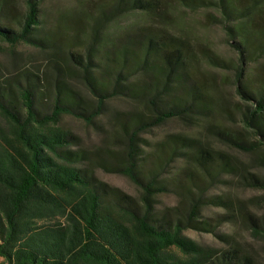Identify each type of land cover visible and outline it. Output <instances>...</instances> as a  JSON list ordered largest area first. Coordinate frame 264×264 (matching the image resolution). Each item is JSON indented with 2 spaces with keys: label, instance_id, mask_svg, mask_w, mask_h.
Masks as SVG:
<instances>
[{
  "label": "trees",
  "instance_id": "16d2710c",
  "mask_svg": "<svg viewBox=\"0 0 264 264\" xmlns=\"http://www.w3.org/2000/svg\"><path fill=\"white\" fill-rule=\"evenodd\" d=\"M40 1L26 0L23 16L13 19L5 16L7 1L0 0V40L47 47L48 40L37 37ZM176 1L218 12L214 20L223 26L237 59L231 63L207 50L203 56L213 66L234 70L235 113L255 139L223 131L217 135L226 144L256 152L264 144V0ZM162 5L161 0H101L90 20L88 41L79 45L83 51H68L62 63L50 59L53 77L18 71L0 80V264H257L235 246L206 247L184 234L185 229L211 232L208 223L198 220L203 202L198 195L189 198L185 213L155 211L156 194L177 184L188 188L160 178L178 157L192 169L236 174L243 185L264 188V177L182 134L158 143L163 157L150 162L151 167L138 151L141 131L209 111L218 96L195 76L196 56L186 39L165 28L152 24L128 30L122 50L99 39L118 17L138 11L156 19ZM74 76L94 102L73 87ZM115 96L141 101L146 111L115 115L125 147L108 151L104 159L82 148L79 136L59 121L71 115L91 123ZM258 162L264 171V157ZM95 168L126 176L139 196L100 180ZM186 174L187 186H196L191 172ZM250 220L254 234L264 235V217Z\"/></svg>",
  "mask_w": 264,
  "mask_h": 264
},
{
  "label": "rangeland",
  "instance_id": "374dc122",
  "mask_svg": "<svg viewBox=\"0 0 264 264\" xmlns=\"http://www.w3.org/2000/svg\"><path fill=\"white\" fill-rule=\"evenodd\" d=\"M6 1L5 7L8 10L5 16L10 15L13 19L23 16L26 0ZM98 2L101 0H41L38 5L37 37L48 40L47 47L26 42L11 46L0 40V80L10 78L18 71H29L46 80L53 77L51 58L62 63L66 60L68 51H83V46L88 41L90 20L97 13L95 8ZM161 2V17L153 19L138 11L127 13L108 23L99 39L104 37L103 45L106 47L110 43L112 49L122 50L127 41V32H130L128 30L148 28L152 24L165 28L186 39L196 56L195 76L202 84L209 86L213 95L218 96L209 111L191 117L170 118L158 126L141 131L136 141L138 151L148 157L147 165L151 167L150 162L162 156L158 143L172 134H182L197 139L215 151L223 152L235 165L243 167V170L264 177V171L258 162V157H264V144L254 153L245 152L224 143L222 137L217 135V132L223 131L239 138L255 139L235 113L239 97L235 90L234 70L213 66L203 56L207 50L219 59L231 63L237 59V52L230 45L223 26L214 20L219 16L218 12L208 7L190 9L176 0ZM74 35H80L81 38L75 40ZM82 43L83 46H79ZM261 61L264 63V58ZM66 65L69 67L70 64ZM136 77L132 76L131 79ZM70 82L82 97L94 102L80 78L74 76ZM239 104L243 103L240 101ZM143 110L146 111L143 102L115 96L104 102L101 113L91 123L71 115L62 116L59 123L79 136L82 148L107 159L108 151H120L125 147V138L119 130L115 115L130 114L133 111L141 113ZM187 172H191L196 186H187ZM94 173L109 185L134 197L139 196V189L126 176L101 168H95ZM160 178L170 182L173 179L181 181L179 184L188 188L178 189L177 184L176 187L172 185L167 191L156 194L152 201L155 211L168 209L172 213H185L189 198L198 195L203 201L198 220L208 223L211 232L185 229L184 234L206 247L227 249L235 246L250 254L257 264H264V235L254 234L250 220L252 217L261 221L264 217V188L245 186L236 174L216 176L200 169H192L187 167L182 157L173 160L160 173ZM223 200L226 204L220 202Z\"/></svg>",
  "mask_w": 264,
  "mask_h": 264
},
{
  "label": "crops",
  "instance_id": "0c3cea01",
  "mask_svg": "<svg viewBox=\"0 0 264 264\" xmlns=\"http://www.w3.org/2000/svg\"><path fill=\"white\" fill-rule=\"evenodd\" d=\"M1 259V258H0Z\"/></svg>",
  "mask_w": 264,
  "mask_h": 264
}]
</instances>
